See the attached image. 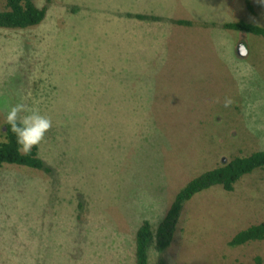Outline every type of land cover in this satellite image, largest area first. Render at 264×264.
Instances as JSON below:
<instances>
[{
	"label": "rangeland",
	"instance_id": "rangeland-1",
	"mask_svg": "<svg viewBox=\"0 0 264 264\" xmlns=\"http://www.w3.org/2000/svg\"><path fill=\"white\" fill-rule=\"evenodd\" d=\"M35 3L42 23L0 29V141L10 106L38 107L51 171L0 167V264H135L139 227L189 181L264 150V37L222 26L264 27V2ZM262 221L264 168L186 202L149 264H264V241L230 245Z\"/></svg>",
	"mask_w": 264,
	"mask_h": 264
},
{
	"label": "trees",
	"instance_id": "trees-1",
	"mask_svg": "<svg viewBox=\"0 0 264 264\" xmlns=\"http://www.w3.org/2000/svg\"><path fill=\"white\" fill-rule=\"evenodd\" d=\"M5 9L0 10V29H25L37 26L46 17V8L38 7L35 0H3ZM251 10V8H249ZM137 19L144 20V15H135ZM179 25H191L185 20H175ZM224 29L246 32L264 37V27L244 20L224 23ZM4 139L0 141V167L20 166L35 170L50 172L39 157L38 147L34 146L30 154L22 155L17 151L16 137L10 126L4 125ZM264 168V150L255 152L247 157H236L224 165L210 169L189 181L175 196V199L164 218L159 222L156 232H153L149 221H144L136 233L135 264H149V249L154 243L159 253L170 246L182 214L184 204L196 194L215 185L221 186L225 191L234 190L235 184L245 175L257 169ZM264 241V221L252 225L238 232L230 242L231 246H240L248 242ZM159 264H166L160 260Z\"/></svg>",
	"mask_w": 264,
	"mask_h": 264
},
{
	"label": "clouds",
	"instance_id": "clouds-1",
	"mask_svg": "<svg viewBox=\"0 0 264 264\" xmlns=\"http://www.w3.org/2000/svg\"><path fill=\"white\" fill-rule=\"evenodd\" d=\"M230 103L231 101H226L225 107ZM5 120L16 137L17 151L22 155L30 154L32 148L42 142L52 126L51 119L42 114L38 107H28L24 103L10 106Z\"/></svg>",
	"mask_w": 264,
	"mask_h": 264
},
{
	"label": "water",
	"instance_id": "water-1",
	"mask_svg": "<svg viewBox=\"0 0 264 264\" xmlns=\"http://www.w3.org/2000/svg\"><path fill=\"white\" fill-rule=\"evenodd\" d=\"M245 50L246 49H245V47L243 45H239L238 54L241 55V56L245 55ZM223 163L226 164V159L225 158L223 159Z\"/></svg>",
	"mask_w": 264,
	"mask_h": 264
}]
</instances>
